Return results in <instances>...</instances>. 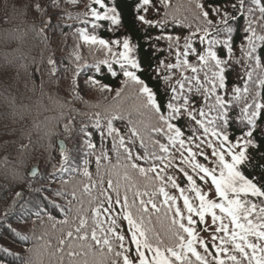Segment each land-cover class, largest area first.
<instances>
[{
  "label": "trees",
  "instance_id": "1",
  "mask_svg": "<svg viewBox=\"0 0 264 264\" xmlns=\"http://www.w3.org/2000/svg\"><path fill=\"white\" fill-rule=\"evenodd\" d=\"M35 2L0 0V264H69V231L73 232L71 243L79 251L80 244L93 243L90 240L93 227L97 228L98 233L101 228L106 230L110 227L100 222L105 208L110 209L108 214L112 218H121L120 212L114 211L116 195L113 189L108 188L109 180L114 186L119 184L121 198L125 188L133 183L140 186V191L145 190V185H148V191L153 190L151 178L155 173L148 174L150 179L145 180L139 172L128 168L131 181L125 179L123 150L118 156L112 138L105 129L107 116L116 113L121 114L123 119L114 120L113 125L125 136L130 127L129 120L131 126L136 127L149 121L155 122L154 115L140 107L138 88L133 82L123 83L127 79L120 68L123 61L119 52L124 51L123 40L129 41L132 51L128 55L136 60L139 68L125 66L135 71L161 101L167 102L165 88L176 84L182 74L192 73L184 68L168 70L160 62L176 63V37H181L179 47L182 50L185 43L183 37L195 33L198 25L202 26V20L197 18L195 3L221 5L231 12L230 5L236 0H168L167 7L161 0H150L149 5H144L143 0H103V7L93 4L92 0H41L42 4L59 5L49 7L48 15L33 10L31 5ZM90 4L101 16L105 12L111 15L110 9L115 8L119 23L113 25L108 19L97 20L91 15L85 17L84 13L88 11L86 6ZM69 13L71 18L67 15ZM141 15L153 22L163 18L167 26L162 32L158 23L149 25L141 21ZM49 17L51 24L46 27L41 21ZM229 23L232 26L230 35L235 57L240 58L239 45L245 35L247 21L238 15L236 20ZM93 24L96 26L93 27ZM40 28L46 30L41 32ZM80 29L109 42L107 47L85 42L79 35ZM262 34L264 31L257 28V35ZM168 35L173 37L171 51L166 38ZM200 35L203 33H196L194 40L190 41L197 50L206 47V44H200ZM160 36L165 38L157 40L156 37ZM256 43L255 55L259 58L260 66L257 67L253 59H242L240 63L227 66L225 75L229 89L233 86L243 89L244 81L248 80L247 72L251 71L249 99L259 93L257 98L264 102V85L259 83L264 80V44L260 41ZM219 49L217 45L214 50ZM220 55L225 56L224 52H220ZM49 58L55 60V68L48 64ZM189 58L196 64L194 54L190 53ZM109 64L112 65V72L108 70ZM200 75L203 78V72ZM90 77L100 84L109 85V90L101 92L98 86L86 83ZM74 83L75 92L72 88ZM95 113L101 114L100 127L95 126ZM69 121L72 123L69 124ZM184 123L180 122L181 125ZM238 127L233 125L232 132ZM253 130L259 150L253 153L254 159L246 167L245 174L255 181L264 182V117H257ZM85 133L90 135L86 136ZM60 138L67 145V159L64 160L57 146ZM153 139L166 142L155 134ZM89 142L95 145L94 150L87 146ZM128 146L132 149V162L144 167L150 165L135 157L158 151L147 139L145 146H141L138 139L134 143L129 142ZM102 149L107 158L102 157L98 163L97 156H101ZM170 151L175 157L170 173L181 187L187 188L182 174L176 170V166L180 165L179 153L175 148ZM198 159L205 162L202 158ZM32 165L39 167L34 177L28 174ZM180 166L189 167L187 163ZM160 183L156 182L157 186ZM197 183L202 185L203 182ZM135 190L131 188L128 191L129 202H132ZM166 190L178 196V190H173L170 185ZM204 191H208L207 188ZM109 194L112 197L111 205L107 200ZM162 199L159 197L157 203ZM121 208L122 212L126 211ZM94 209L99 210L97 214H94ZM131 210L135 211L134 208ZM149 212L151 224L148 226L166 239L171 214L166 218L164 207H161L160 213H155L149 206ZM81 217L86 221L85 231L89 237L86 241L75 239V229ZM202 228L203 225H200L198 229ZM115 233L125 235V250L130 249L133 255V245L130 239H126V230L114 225V233L110 235L114 238ZM62 239L66 241L65 246L59 243ZM114 247L118 249V244H114ZM61 248L63 251H58ZM93 259L99 262L101 258L89 256L90 264ZM104 264H111L110 259L105 260Z\"/></svg>",
  "mask_w": 264,
  "mask_h": 264
},
{
  "label": "snow or ice",
  "instance_id": "2",
  "mask_svg": "<svg viewBox=\"0 0 264 264\" xmlns=\"http://www.w3.org/2000/svg\"><path fill=\"white\" fill-rule=\"evenodd\" d=\"M92 3L103 7V0H92ZM161 3L165 7L169 6L168 0H161ZM143 4L149 5L150 0H143ZM58 6V4H42L41 0H36L31 8L38 13L48 15L49 7ZM194 6L198 10L197 18L202 20V26L198 25L195 33L183 37L185 43L182 50L179 47L181 37H176V63L165 64L163 60L160 62L168 70L184 68L192 73V75L182 74V78L177 80L176 84H170L165 88V95H168L167 102L161 101L157 93L140 79L135 71L125 66L127 64L132 69L139 68L136 60L128 55L132 47L127 39L123 40L124 51L119 52V57L123 61L120 63V68L127 78L123 83L133 82L141 98L140 107L148 110L155 117L154 123L151 121L142 123L141 127L131 126L132 122L129 120L127 136L113 125L114 120L123 119L121 114H110L105 119V129L107 135L112 138L117 155L119 156L120 150H123L125 179L131 181L128 168L139 172L145 180L150 179L148 174L155 173L151 178L153 189L151 192L147 190L148 185H145L144 191H140L138 184H130L125 188L123 203H121L119 184L114 186L111 180L108 181V188L113 189L116 195L115 203L126 210L124 220L129 227L131 244L135 245L136 258H131L130 249L125 250L124 234L115 233L113 238L110 235L114 233L112 226L106 230L101 228L99 233L97 228L93 227L90 237L93 243L80 244L79 251L71 243L73 232L67 233L69 264H90L89 256L101 258L99 262L93 259L92 264H104L108 259L111 264H121V259L122 264H264V182L255 181L245 174L246 167L254 159L253 153L259 150V145L253 138V129L257 124V117H264V102L257 98L259 93L249 99L251 94L248 80H251V71L247 72L248 80L244 81L243 89L239 86L229 89L225 75L227 66L231 63H240L242 59H253L257 67L260 66L255 50L258 46L256 41L264 44V34L257 35V28L264 31V0H236L230 5L231 12L221 5L206 6L197 2ZM86 8L88 11L84 13L85 17L91 15L97 20L108 19L113 25L119 23L115 8L110 9L111 15L105 12L103 16L91 4ZM67 15L71 18L70 13ZM238 15L243 16L247 21L245 35L239 45L240 58L235 57V48L231 44L230 35L232 26L229 23L236 20ZM139 19L149 25L158 23L162 32L167 26L163 18L153 22L141 15ZM41 22L46 27L50 26L51 17ZM95 26L93 24V27ZM45 30L46 28L39 29L41 32ZM200 32L203 35L198 37L199 42L201 45L206 44L203 50H197L190 42L194 40L196 33ZM79 35L85 42L90 41L92 44L99 43L107 47L109 43L98 39L95 35L86 34L83 29L79 30ZM163 38L165 37H156L157 40ZM166 38L170 42L171 51L173 37L168 35ZM217 45L220 49L214 50ZM109 52H111L110 48ZM220 52H224L226 58L221 56ZM190 53L196 56V64L190 61ZM48 64L55 68L54 59L49 58ZM99 70L97 67V71ZM108 70L112 72L111 64L108 65ZM112 74L115 75L114 72ZM166 78L170 79V77ZM86 83L98 86L101 92L110 88L109 85L100 84L92 77ZM259 83L264 85V80H260ZM72 88L75 92V83ZM119 94L117 90V95ZM93 119L95 126L100 127L101 114L95 113ZM181 121L185 123L181 125ZM71 123L69 121V124ZM233 125L239 126L234 133ZM65 127L67 129L68 125ZM154 134L159 135L166 142L153 139ZM137 139L141 146H145L147 139L155 149H158V151L146 152L144 156L135 157L136 160H144L150 165L149 167L132 162V149L128 144L134 143ZM87 146L95 149V145L91 142ZM173 148L179 153L180 165L187 163L189 166L188 168L176 166V170L186 181L187 188L181 187L176 177L170 173L175 159L170 151ZM60 152L62 160L67 159L63 146ZM102 157L107 158L103 149L101 156H97L98 163ZM198 157L205 162H200ZM37 172L35 166L30 170L31 175H36ZM197 181L203 182L202 185ZM156 182L161 183L157 186ZM169 185L173 190L179 191V196L170 194L166 190ZM131 188L136 190L132 194V203L129 204L127 193ZM205 188L207 192L204 191ZM16 195L19 196L20 193ZM159 197L163 199L158 204ZM107 200L111 205L110 194L107 195ZM178 200H182V207L178 204ZM149 206L155 213H160L161 207H164L166 218L171 214L166 239H162L158 232L148 226L151 224ZM132 208L135 211H132ZM109 210L104 209L105 212ZM98 211V209L93 210L94 214ZM208 217L211 220L210 225L206 219ZM115 223V219H112L111 224L115 225ZM85 224V219L81 217L79 226L75 229L76 240L89 239ZM200 225L204 226L203 231L211 230V244L196 234V229ZM81 232L84 234L80 235ZM59 243L61 246L66 245L63 239ZM114 244H118V249Z\"/></svg>",
  "mask_w": 264,
  "mask_h": 264
}]
</instances>
